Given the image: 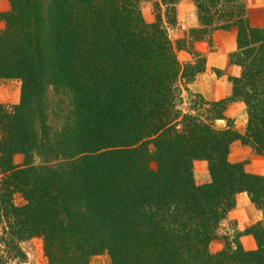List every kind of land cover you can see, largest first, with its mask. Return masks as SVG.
I'll list each match as a JSON object with an SVG mask.
<instances>
[{
  "label": "trees",
  "instance_id": "obj_1",
  "mask_svg": "<svg viewBox=\"0 0 264 264\" xmlns=\"http://www.w3.org/2000/svg\"><path fill=\"white\" fill-rule=\"evenodd\" d=\"M10 1L11 11L0 14L7 23L0 32V78L21 79L23 90L12 111L0 106V264L24 262L21 244L34 238L43 239L48 264H90L105 251L112 264H264V221L251 228L256 251L244 250L241 232L233 241L226 236L222 251L210 249L239 194L264 210V176L252 173L248 162L229 161L237 141L264 157V28L252 26L246 0H191L197 27L178 48L196 60L185 65L168 35L179 25L182 0H70L91 12L111 4L114 16L85 19L74 31L72 83L63 64L52 72L59 79L55 85L72 91L87 123L84 146L72 154L57 150L62 145L48 135L43 150L38 143L29 146L34 119L47 109L50 71L43 60L62 38L55 42L52 33H37L32 18L40 17L38 0ZM146 4L156 13L150 23L141 11ZM96 28L101 35L114 31L110 51L101 48L105 40L99 44L90 36ZM216 31L237 34L230 62L243 72L231 79L230 97L209 102L188 85L205 71L195 44L213 43ZM184 91L200 98L189 112L182 108ZM234 102L246 105L244 135L226 116ZM219 120L226 122L223 128L215 125ZM73 129L70 136L79 137L82 125ZM33 152L47 158L48 166L40 172L16 166V155ZM61 156L71 160L68 168L54 164ZM196 161L208 163V181L195 179Z\"/></svg>",
  "mask_w": 264,
  "mask_h": 264
},
{
  "label": "rangeland",
  "instance_id": "obj_2",
  "mask_svg": "<svg viewBox=\"0 0 264 264\" xmlns=\"http://www.w3.org/2000/svg\"><path fill=\"white\" fill-rule=\"evenodd\" d=\"M246 5L247 10L249 8L248 15L252 26L264 28V0H247ZM11 9L12 5L10 0H0L1 15L10 12ZM36 9V13H39L40 17L38 16L34 19L32 18V20H34V27L38 29L37 33H45V35H48L50 32L49 35L52 33L54 37L53 40L55 42H58L57 37L62 38V40H60L57 46H52L50 52L46 53V57H44L45 60H43L47 69L50 71L49 73L47 72L48 82L50 84V86L47 87L48 91L46 92L47 109L45 111L46 114L41 117L42 119H34L33 128L31 129L32 131L30 130V134H28V137L30 138H28V141H30L29 146L33 143H38L39 145L35 144L37 149L43 150L44 148H42L40 143L44 135H48L51 139H54L55 141L58 140L60 145H62H57V150H65L64 152H70L72 154L73 152L81 151L84 146L87 123L84 116H82V121L80 120V114L82 115L83 110H81V113L79 112L80 108L78 105L76 106L72 91L69 87L63 89L58 85H55L58 84L59 79L57 77L58 75L52 72L63 64V68L66 70L64 71H68L66 73L68 75L65 76V79L67 78L66 80H69L67 83L73 82L74 75H72V72L73 69H75L76 63L74 64V50L71 45V39L75 38L74 31L76 28H79L78 26L84 27L83 23L85 19H95L106 13L108 21L113 19L114 16L110 14L113 13V6L111 4H107L103 8H101V6H96L94 11L91 12L89 7H86L83 3L74 4L70 0H66V3H63L62 0H38ZM141 11L147 22L150 23L155 20L156 13L152 4L144 5L141 7ZM21 12L25 14L26 8L22 7ZM91 13L93 14L91 15ZM58 14L62 17L70 16L71 18H58ZM177 14L179 25L175 28H169V38L173 43L177 59L181 64L185 65L195 63L196 59L194 56H192L188 51L178 48V41L183 38L191 28L197 27L196 9L192 1L182 0L177 5ZM78 18H80L79 21ZM20 26L24 27L26 24L22 22ZM6 29L7 23L3 18H0V32H4ZM223 32L225 31H216L213 34V43L211 44L206 41L197 42L195 44L196 50L205 58V71L199 74L193 82L188 85V89L190 90V93L200 95L209 102H218L230 97L232 95L233 88L231 79L240 77L243 72L241 66L230 62V55L238 49L237 34L232 32L235 36V49L228 52L231 47L228 43V46L226 47L229 49H224L223 52H221L219 34ZM113 34L114 31L109 30L105 31L101 35V32L99 33V28H96L93 33H90V36L92 38L94 37V40L96 39L99 44H102V40H105L101 48L104 46L108 48L111 46V40L114 38ZM108 50L110 51L109 48ZM98 51L101 53L99 47ZM225 61L226 66L224 64L223 67H218L219 65H222V63H225ZM78 64L82 69V58ZM107 66L112 68L110 62ZM71 75L72 77L70 78ZM22 90L23 81L21 79L0 78V106H4L11 111L16 106H19L22 100ZM183 97L184 104L182 105V108L185 112H189V109L196 105V102H199L200 100L199 97L191 96L186 91H184ZM226 116L234 121L237 131L244 135L248 123L246 105L243 102H234L229 104ZM81 125L82 131H77V134L80 133L79 137L75 136V133L70 136V131L77 130L73 128H79ZM215 125L218 128H223L226 125V122L219 120L215 122ZM43 128L45 129V133ZM33 137H36L37 140H33ZM66 139H68V141L64 145L63 142ZM31 140H33V142H31ZM63 156H61V158H59L54 164L60 165L61 168H68L65 163H69L71 160H64ZM80 158L81 155L77 156L76 159L80 161ZM47 161V158H44L43 156L40 157L34 154V152L33 154H30V156L18 154L14 158L16 166L24 168L33 166L36 169L39 168L38 172L42 171L41 167L48 166ZM229 161L234 164L248 162L252 173L264 176V157L256 155L249 146L244 145L241 141H237L231 146ZM151 165L154 169H156L155 163H152ZM193 168L194 177L197 181L205 182L209 180V165L206 161H196ZM245 199L247 198L245 197ZM238 201L240 203L244 202L242 196H237L236 208L230 212L228 221L221 224L218 239L213 241L210 246L211 251L214 253L220 252L224 249L226 244L224 238L226 236H229L231 239L230 241H233L238 232L242 233L240 244L244 250L256 251L258 249V242L255 236L251 233V228L259 222L264 221V210L261 212L262 217L253 222L255 218L252 217V213H246L244 207L242 206L239 208ZM15 202L16 204L21 205L24 203V200L18 194L15 197ZM250 205L256 209L252 203ZM21 247L26 255V260L24 262L8 261L6 264H48V260L44 252L43 239L34 238L30 241L22 243ZM90 264H112L111 255L108 251L94 255L90 259Z\"/></svg>",
  "mask_w": 264,
  "mask_h": 264
},
{
  "label": "crops",
  "instance_id": "obj_3",
  "mask_svg": "<svg viewBox=\"0 0 264 264\" xmlns=\"http://www.w3.org/2000/svg\"><path fill=\"white\" fill-rule=\"evenodd\" d=\"M248 11H249V8H248ZM219 36H220L219 44H220V50H221V52H223L224 49H229V48L226 47V46H228V43L231 46L230 49L228 50V52H231V51H233L235 49V36H234V34L232 32L225 31L223 33H220ZM224 64L226 66V61H225V63H222V65H219L218 67H223ZM239 195L242 196V199H244V202L243 203L242 202L240 203L238 201V207L241 208V206H242V207H244L246 213L247 212L252 213V217L255 218L253 222H255L258 219H260L262 217V213H261L262 211H260L258 209H254L250 205L251 204L250 203V199H249V197H248V195L246 193H242V194H239ZM245 197L247 199H245Z\"/></svg>",
  "mask_w": 264,
  "mask_h": 264
}]
</instances>
